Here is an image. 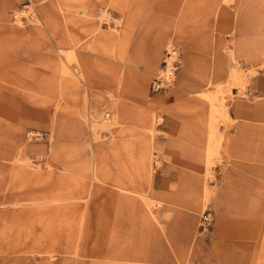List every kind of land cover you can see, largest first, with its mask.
I'll return each instance as SVG.
<instances>
[{
	"label": "rangeland",
	"instance_id": "374dc122",
	"mask_svg": "<svg viewBox=\"0 0 264 264\" xmlns=\"http://www.w3.org/2000/svg\"><path fill=\"white\" fill-rule=\"evenodd\" d=\"M31 1L0 0L4 4L0 19V177L8 182L0 181V213L16 211V217L3 222L0 264H11L1 263L9 257L1 251L8 242L10 256L25 260L20 264H108L111 250L115 252L113 264H253V253L264 234V134L254 132L264 131V95L258 87L264 65L251 55L259 54L260 48L264 54V0H141L131 11L123 0H95L91 19L94 35L88 44L82 40L84 51L80 52L84 55L78 61L67 54L75 50L71 46V18L81 0H39L38 5ZM187 3L204 8L198 11L200 23H191V14L185 13ZM223 7L230 11L225 22L219 15ZM128 16L132 18L131 30L122 57L99 50V43L123 38ZM44 20L55 35H48ZM185 42L192 48L191 62L186 83L178 88L175 84L185 63ZM168 48L176 51L172 79L163 89L152 92L150 83ZM152 49L158 50L159 59L155 71L147 75L144 60ZM16 71L20 80L31 72L49 77L44 79L49 82L39 85L43 78H26L28 87L15 86L21 91L15 90L10 83ZM128 74L145 76L147 97L166 99L173 93L174 98L147 107L143 98L132 93L134 82L121 80ZM206 78L220 84L221 90L214 93L215 105L217 108L222 101L228 118L216 112L215 121L203 125L191 110L181 106L188 97L201 103L194 92L202 89L196 83ZM117 98L120 103L132 100L142 117L150 116L140 124L145 133L149 128L154 131L151 140L155 146L149 149L147 167L152 168V183L144 188L150 198H125L127 204L118 217L119 231H104L98 238L92 232V236L82 238L86 224L82 211L77 217L71 205L60 204L59 212L52 216L46 209L51 208L53 199L64 198L68 187L73 188L64 184L62 190L64 180H57L64 167L81 182L82 188L71 195L84 196L91 163L99 159L102 167L107 162L95 137L110 144L100 120L113 117L110 106L114 107ZM58 100L63 106L64 102L72 103L71 111H56ZM238 104L254 110H237ZM57 115L67 118L62 139L53 125ZM138 123L133 116L122 123L125 134H132L134 141ZM209 129L222 133L221 146L213 148L212 143L205 149ZM59 139L73 150L62 163L50 152ZM165 143L166 147L157 148ZM20 146L24 149L19 157ZM178 146H182L181 153ZM186 161L194 166L185 165ZM66 162L68 166L63 165ZM190 171L210 191L206 198L202 192L193 196L189 185L182 184ZM111 178H117L114 171ZM98 195L91 202L100 203ZM194 201L197 210L191 207ZM17 209L25 210V217L20 219ZM34 209L43 210L36 213ZM82 209L85 212L88 205L83 204ZM207 211L210 224L204 228L201 217ZM97 218L105 220V214ZM109 234H117V238ZM51 254L53 258L48 257Z\"/></svg>",
	"mask_w": 264,
	"mask_h": 264
},
{
	"label": "bare ground",
	"instance_id": "6f19581e",
	"mask_svg": "<svg viewBox=\"0 0 264 264\" xmlns=\"http://www.w3.org/2000/svg\"><path fill=\"white\" fill-rule=\"evenodd\" d=\"M47 33L49 35V32ZM50 34H54V33L50 32ZM73 49L75 50L69 52L67 55L70 56L72 60L78 61L83 55V53L80 52L82 51L81 50L82 48L75 45L73 46ZM168 49L169 51H173V48H168ZM54 69L56 70V68ZM14 73H16V75L14 76V79L11 80V83L10 82L9 83L13 86H17L22 89L28 87L25 85L26 78L31 79L33 77L34 78L39 77V78H43V80L45 78H49V77L44 78L40 75L27 72L25 73V80H23V78L22 80H20L18 79V74H19L18 71ZM62 73H64V69H62ZM62 73H60L59 75H61ZM66 77L68 76L66 75ZM39 81H40L38 82L39 85L41 84V82H45V83L49 82L45 80L44 81L39 80ZM38 84L34 83L33 85L37 86ZM219 86L220 85H218V87L216 86L218 91L220 89ZM143 87H144L143 81L136 80V82L134 83V88L132 90V93L135 95L136 98L142 99L144 97ZM22 92L25 93L26 91H22ZM128 93L130 94V98H131L132 93L130 92ZM203 96L206 97L211 104V115H215L216 112H219L221 117L223 118L226 117L225 108L222 105L219 108L218 107L216 108V106H214L213 104V102L216 101L217 98L216 95L204 93ZM61 103L60 100H58L57 104L54 107L56 111L63 109ZM114 103H115L114 107L112 105L110 106L114 110L113 117L110 120H104V119L100 120L102 122L101 127L106 129L107 132L109 133V137L111 138L110 144L107 145L106 143H103V141L98 140L97 136L95 137L98 143L97 147L107 162L102 167L100 166L104 163H101L99 159L98 161L91 163L92 170L89 177L90 183L87 189V193L84 196L71 195L72 191L76 189H81L82 186L80 185L81 182H79V179L76 177V175L73 172L70 173L68 168L64 167L62 173L64 174V176L67 177V179L69 180V184L70 185L72 184L73 188L70 187V190L68 191V193L64 198L53 199L51 201V205H52L51 208L49 206L46 209L50 213H52V216H54L55 213L59 212L57 211L58 206L62 204L63 206L66 207H70L71 205L75 209L74 216L78 217L84 213L83 221H85L86 224L83 226V231L86 235L88 234V236H92L91 235L92 232H94L96 235L98 232L108 229L109 226H112V229L119 230L117 225L118 217L123 214L122 207L126 203L124 202L125 198L129 199L132 197V195H136L144 200H148L144 188L150 187L152 168L149 169L147 167L149 166V155H148L149 149L153 148L151 137H153L154 131H152V129L149 128L148 133H145L144 131L145 128L140 126V124L148 120L150 116L148 114H145L142 117L139 114L141 111L140 108H138L134 102L132 103V100L130 102L124 100L122 103H120V100L117 98L114 100ZM130 104H134V105H130ZM65 111L70 112L71 109ZM132 116L136 119V121H139L138 123L139 127H137L136 129V134L138 132V138L135 141L134 138H132V134L130 135L125 134L126 129L124 127L126 126L122 125L123 121H125L127 118H130ZM129 128L131 131L133 130V126H130ZM56 132L61 139L64 133H66L64 128L57 126H56ZM211 140H216V144H214L215 146L213 148L215 147L217 148L221 146V141L223 140V138L222 136L216 138L212 137ZM58 142L59 144L54 145L53 148L50 149V152L52 153L53 158L56 157L62 163L63 161H61V159L70 156L73 150L71 149V147L65 145V143H67L65 140L59 139ZM210 146L211 144H209L208 148ZM23 149L24 148L22 146L18 147L19 152H22ZM143 153L145 154L142 155ZM63 165L68 166L67 162L66 164ZM77 165L80 166L81 165L80 162ZM82 167H84V165L81 166V170ZM110 168H113L114 169L113 171L115 172V174H117L116 179L111 178L113 171ZM84 173H88V170L87 171L85 170ZM3 182H7L6 177L4 178L2 183ZM98 184L104 185V187L98 186ZM7 189L9 190L8 187ZM208 192L209 190L207 189V186L204 185L203 198H206L208 196ZM97 194H99L98 196L101 199V202L100 203L91 202V200ZM85 203L88 205V209L84 212L82 209V205ZM34 210H36V213H38L39 210L40 212H42L43 209H34ZM80 211H82V214L80 213ZM15 212L16 211H14L13 213V211H11V214L8 213V215L5 212L0 213V236L2 235L1 232L3 231V222L8 220L7 217H9V219L16 217ZM19 212H20L19 213L20 219L25 217L24 215L26 212L25 210ZM102 213L105 214V220H103L104 218L103 219L97 218ZM95 219H96V224H93V221ZM97 219L99 220V222ZM11 225L14 227V224ZM48 233L49 232L46 233L47 236ZM1 251L3 252V249H1ZM5 261L10 262L11 264H20V262H23L22 260L19 261L18 257H12V256L6 257V259L3 260L1 263H4Z\"/></svg>",
	"mask_w": 264,
	"mask_h": 264
},
{
	"label": "crops",
	"instance_id": "0c3cea01",
	"mask_svg": "<svg viewBox=\"0 0 264 264\" xmlns=\"http://www.w3.org/2000/svg\"><path fill=\"white\" fill-rule=\"evenodd\" d=\"M38 1L39 0H36L35 2L31 1V3H33V5L34 4L38 5V4H36ZM115 1L117 3L120 0H115ZM121 2H124L125 6L131 11L133 8H136V7H138L140 5L141 0H123ZM77 3L78 4L75 5L77 10L74 7L76 12H73L72 18H71L72 25H73V29H72L73 30V34H72V43H71L72 45L71 46L77 45L78 47L84 49L83 41L85 40V43L88 44L89 43L88 42L89 39L91 37H93V35H94V32L92 33V29H91V27H92L91 26V19H92L93 15H94L92 8H93V6L95 5L96 2H95V0H81V1H78ZM200 5L201 4H197V7H194V6L190 5L189 3L186 4V8L187 9H186L185 13L188 11L191 14L190 21L193 24H198V23L201 22L199 20V17H198V15H199L198 11H200V10L203 11L204 8L201 7ZM211 5H213V2H211ZM210 8H212V6H210ZM101 15L104 16L103 13ZM219 15H221L222 21H224V22H225V20L230 19V11L227 10L225 7L219 9ZM3 17H4V4H3V2H0V19L3 18ZM131 22H132V18L130 16L126 17L125 22H124V28H123V38H121L120 40L119 39H117V40H109L108 42H105V43H103V42L99 43V45H98L99 50H102V51H104L106 53H111L113 55H114V52H115L116 53L115 56L122 57V55L124 54L123 47H124V45L127 42V37L130 36V30H131L130 29V24H131ZM44 24H45V28H46L47 32H53L54 35L56 34V31L52 27H48L47 26L48 20H44ZM14 30H15L14 31V34H15L16 33V29L14 28ZM184 45H185L184 46L185 63L183 64V70H182V73H181V77L177 80V82L175 84V87H178V88L183 86L186 83L187 72H188L189 64L191 62L190 61L191 60L190 56H191L192 48L190 46V43L185 42ZM92 46L94 47L95 44L92 43ZM261 50H262V48L259 49V54L251 55V56L254 59H256V61H258L259 65H264V54H261ZM82 51H84V50H82ZM158 54H159L158 50H155V49H152L150 52L149 51L147 52L145 60H144V69H145L144 73L145 74L148 75V74H151V73H153L155 71V69L157 67V64H158V59H159ZM231 71L232 70L230 69L229 73H228L229 80H230ZM124 79H129V80H131V82H134V81L136 82V80H140V79L143 80V84H144V87H143V89H144L143 90L144 103L143 104L146 105L147 107L155 106V105H158L160 103L166 102L168 99L174 98V97H172L173 93L166 98L167 100L166 99H159V98L153 99V98L147 97V82H146L145 76H143V75H137V74L130 75V74H128V75L122 76L121 80H124ZM228 81H226V82H228ZM212 84H213V86H212ZM196 85L202 87L201 90L194 92V93L198 94L199 99H201V103L199 104V103L195 102V100L192 99V97H190V98L188 97L187 101H186V104L184 106H181V108H185L187 110H191L192 113L195 116V119L198 120L203 125L206 124V123H210L211 124L213 121H215L217 116L216 115H211V104H210L209 100L206 97L203 96V94L206 93V94L214 95V93L218 91L216 86L220 85V84L213 83L212 80H210V78H206L204 80H201L200 84L196 83ZM221 86H223V85L221 84ZM11 87L13 89H15V90L17 89V90L21 91L19 88L15 87L13 85H11ZM258 87H259L260 94L264 95V76H261L259 78ZM215 102L216 101L213 102L214 106H216ZM61 104H63V103H61ZM64 104H66V105L65 106L61 105V106H63V109H62L63 111L71 109L70 108L71 106H69V105H71L72 103L64 102ZM221 105L225 108L223 102H220L218 108ZM237 107H238L237 110H242V109L246 110V109H250V108H251L252 111L254 110L253 107H247V106H245L243 104H238ZM225 112H226V117H224V118H228V113H227V109L226 108H225ZM61 116H63V115H57V118H56L55 122L53 123V125L56 124L57 127H61V128L66 129L65 125H64V121L67 118L66 117L63 118ZM251 132H252V130H251ZM254 132L256 134H259V135L264 134V131H262L260 129L258 131L255 130ZM206 135L207 136H206L205 149H208L209 144H212V143L216 144V140H211V138L212 137L216 138V137L222 136V133L220 131L218 133L215 129H209L208 131L206 130ZM1 138H2V136L0 135V139ZM168 143H172L173 144V142H168ZM168 143L157 145L158 146L157 148L162 149V147L163 146L166 147ZM181 147H179V146L177 147V151L179 153H181ZM22 152L18 151L19 157H20V155H22ZM184 164L185 165L194 166V163H191V162L189 163L187 161H186V163L184 162ZM0 175H1V173H0ZM60 177H62L63 180H64L63 189H62V190H64L65 189V187H64L65 185L64 184H69V180L67 179L66 176H64L62 171L57 176V178H58L57 180H59ZM0 181H3V179H1V177H0ZM182 181H183L182 184H184V185L188 184L189 185L190 191H192L193 196L194 195L197 196L201 192H202V196H203V190H204L205 183L203 182L202 179H200L197 176H195L192 173V171H190L188 175L183 176V180ZM9 182L11 183V181H9ZM151 183H152V178L150 180V187H151ZM0 186H1V183H0ZM163 188H164V186H163ZM68 190H70V187H68ZM163 190H164V192H166L165 189H163ZM211 198L214 199L213 190H212ZM167 202H172V201L171 200H167ZM197 206H198L197 202H195V201H194V203L191 204V207L193 209H195V210H197ZM220 206L221 205L219 203V205H218L219 209H220ZM113 230H115V229H112V226H109L108 229L98 232L96 234V238L101 237L102 233L104 231H110L111 232ZM117 231H119V230H117ZM37 234H40V236L43 237V232H39ZM83 237L87 238V237H90V236H88V234L86 235L84 233V231H83L82 238ZM109 237L110 238H117V234H114V235L113 234H109ZM108 243H107V246H108ZM94 244H96V242ZM10 246H9V242L7 244L3 245V252L6 254V255L4 254L5 256H10V254H9V250H10L9 247ZM253 254H256L255 257H254V263L253 264H264V234L261 235V239L259 241V244L257 245V249H256V251H254ZM45 256H46V253H45ZM113 256H115V252H113V250H111V252L109 253V257H108V260H109L108 264H113V262L115 260V258ZM48 257L49 258H53V254H51V256L48 255ZM23 261H25V260L23 259Z\"/></svg>",
	"mask_w": 264,
	"mask_h": 264
},
{
	"label": "built area",
	"instance_id": "2783aa9c",
	"mask_svg": "<svg viewBox=\"0 0 264 264\" xmlns=\"http://www.w3.org/2000/svg\"><path fill=\"white\" fill-rule=\"evenodd\" d=\"M175 57L176 51L174 49L173 51H168L165 53L164 59L162 61V67L150 83V89L152 92H157L170 84L172 74L175 70ZM201 223L204 228H207L209 226L210 212L207 211L202 215Z\"/></svg>",
	"mask_w": 264,
	"mask_h": 264
}]
</instances>
